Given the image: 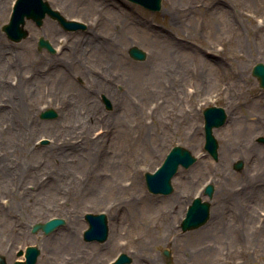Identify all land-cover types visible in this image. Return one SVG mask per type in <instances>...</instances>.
Listing matches in <instances>:
<instances>
[{
  "label": "rangeland",
  "instance_id": "rangeland-1",
  "mask_svg": "<svg viewBox=\"0 0 264 264\" xmlns=\"http://www.w3.org/2000/svg\"><path fill=\"white\" fill-rule=\"evenodd\" d=\"M9 1L0 0L8 7L0 21V255L6 263L35 246L36 264H109L121 253L128 264H264V146L257 142L264 136V89L251 74L264 64V0H180L177 13L168 8L172 0H161L154 12L127 0H46L87 28L65 32L48 17L41 26L26 20L28 36L20 42L1 29L15 0ZM39 37L56 53L37 49ZM165 41L175 53L170 75L153 84L133 81L163 55ZM131 46L145 60L132 59ZM212 106L226 113L213 130L216 161L204 149L202 112ZM46 109L56 116L40 118ZM238 120L241 128L233 125ZM228 131L232 139L222 150ZM239 135L245 145L232 143ZM174 146L196 161L178 168L170 194L149 193L144 173ZM181 173L193 182L179 181ZM207 184L211 198L203 193ZM176 191V212L188 202L185 216L198 197L210 203L204 225L216 212L232 233L216 238L204 225L181 231L184 216L156 223L152 207ZM85 214L106 215L105 242L83 240ZM54 217L64 224L47 235L31 232ZM71 234L75 244L67 246Z\"/></svg>",
  "mask_w": 264,
  "mask_h": 264
},
{
  "label": "water",
  "instance_id": "water-1",
  "mask_svg": "<svg viewBox=\"0 0 264 264\" xmlns=\"http://www.w3.org/2000/svg\"><path fill=\"white\" fill-rule=\"evenodd\" d=\"M131 3L140 5L152 12L161 9V0H128ZM50 18L55 21L64 31L74 32L83 31L87 28L86 24L79 21L65 18L56 9H52L46 0H15L12 12L7 24L2 26V31L7 38L12 42H20L28 36V31L24 28L25 21L31 20L37 26H41L43 20ZM39 50L46 49L51 54L56 52V49L43 37L37 40ZM128 55L137 61H143L146 58V53L136 46H131L127 51ZM252 76L256 77L260 88L264 89V64L257 63L251 71ZM102 101L106 107H110L108 99L101 95ZM203 114V134H204V149L213 160L218 158V143L213 135L215 128L221 127L226 121V113L220 107H208L202 112ZM56 116L52 109H46L41 112L40 118L48 119ZM257 142L264 145V136L257 138ZM196 158L185 148L174 146L165 156L162 164L152 173H144L145 185L151 194L168 195L172 192L171 180L177 172L179 166L188 168ZM233 169L239 171L242 169V162L237 161ZM204 195L208 198L212 197L213 186L207 184L204 188ZM210 213V203L202 201L196 197L188 206L185 217L182 219L180 228L182 231H189L203 226ZM84 220L87 223V228L82 234V238L86 242L103 243L108 238V222L105 214H85ZM64 224V220L58 217L51 218L44 223H36L32 226L31 232L36 233L42 231L44 234H49L57 227ZM40 252L35 246H28L24 251L17 252V256H23V260H16L12 264H36ZM165 257L169 258V252L163 251ZM130 258L121 253L110 264H128ZM0 264H7L5 258L0 255Z\"/></svg>",
  "mask_w": 264,
  "mask_h": 264
},
{
  "label": "bare ground",
  "instance_id": "bare-ground-1",
  "mask_svg": "<svg viewBox=\"0 0 264 264\" xmlns=\"http://www.w3.org/2000/svg\"><path fill=\"white\" fill-rule=\"evenodd\" d=\"M174 1H180V0H172L171 3H168V8L172 9L175 13H177L179 10L182 11L183 7L182 6H175L176 3H174ZM11 3H12V1L10 0L8 2V4H11ZM0 12H2L1 14H3V15H1L2 17L0 18V21H2L3 19H5V16L8 12V7L1 6ZM170 43H171V41H170ZM161 45H162L161 50L164 51L162 53L163 55L156 57L155 63L145 67L140 72L133 75L134 76V77H132L133 81H135V80L140 81L141 80V81H144L145 83L148 82L149 84H151V83L153 84V83H156L157 81L162 82V79H165L170 75L169 74L170 73L169 68L171 67L172 62L174 63L175 53L173 50H171V47L168 48V46L173 47V45H170L168 43V41H165L164 45H163V43H161ZM166 48H167V51H165ZM0 51H1L0 54L1 53L4 54L2 52V51H4V48L2 46L0 47ZM160 82H159V84H161ZM231 102H233V99L231 100ZM230 125H232V122ZM233 125L237 126V127L239 125L240 126L239 128H241V125H244V123L239 121V124H237V121H235V123L233 121ZM225 137H227V138L223 139L222 150L224 149L226 139L227 140L232 139V135L228 131V133L225 134ZM245 140L246 139L242 135H239V136L233 138L232 143L235 145H237L236 143H238L240 145H245ZM181 180H185L188 183L193 182L192 180H189V178L184 177V175L182 173L179 175V181H181ZM131 183H133V181ZM179 199H180V195H179L178 191H176L175 193H173L172 197H170L167 201H165V203H163L159 206L152 207L151 210H153L155 208L157 209V212L156 213L154 212L155 214H154V218H153V219H156V223H159V222L163 223V222H166L168 220H170V221L176 220L177 222H179L183 218L184 212H185V207L188 204V202L185 204V206H183L179 210L180 212H176V210H175L176 207H174V206L176 204L178 205ZM220 217H222V216H220ZM217 218H218V214L216 212H212L211 216H210V221H208L207 225L206 226L204 225V226L206 227V230H208L207 228H209L210 231L213 232V234L216 238H221V237L227 238L230 235V233H232V232H231V230L226 229L225 223L222 221L221 218L219 219V222L216 221ZM66 241H67L66 242L67 246H71V245L75 244L74 235H72V234L69 235L67 237ZM110 241L113 242V238ZM100 264H101V262H100Z\"/></svg>",
  "mask_w": 264,
  "mask_h": 264
}]
</instances>
